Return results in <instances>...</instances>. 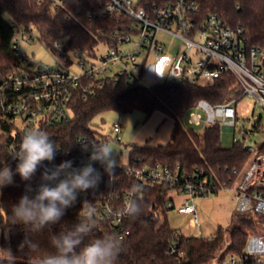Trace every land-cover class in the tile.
I'll return each instance as SVG.
<instances>
[{"label":"trees","instance_id":"1","mask_svg":"<svg viewBox=\"0 0 264 264\" xmlns=\"http://www.w3.org/2000/svg\"><path fill=\"white\" fill-rule=\"evenodd\" d=\"M109 0H63L59 8H52L51 0H0V83L8 73L18 69L22 59L12 48L16 26L34 27L39 39L55 54L67 61L68 54L75 50L93 49L101 42L116 41L115 34L129 32L134 19L125 13H114L110 17L99 14L101 7ZM172 0H144L147 7ZM200 6L201 16L216 14L232 26L244 29L246 43L264 48V0H195ZM55 42H60L57 47ZM144 72V68L140 75ZM101 79L85 77L75 88L72 100L73 116L69 121L42 124L57 147L56 157L70 161L81 154L87 145L104 142L98 137L94 118L99 114L114 111L119 114L140 110L149 119L159 111L174 122L168 142L158 144H133L129 163H161L177 168L193 181L206 180L213 194L221 189L231 188L247 169L252 150L243 141L230 147L220 142L221 126H205L202 131L183 124L187 110L199 100L215 104L228 103L242 93V88L232 73L199 84L190 80H172L147 86L137 77L109 78L99 85ZM91 84L92 90L84 91ZM237 104V103H236ZM1 119V114H0ZM257 125H255L256 127ZM20 128H14L6 121L0 126V161L11 167L14 183L0 192V248L11 249L17 257V264H26L29 249H21L26 239L40 245L41 253L52 251L49 245L51 234L70 230L78 222L82 207L77 203L66 210L57 224L46 227L40 233H31L23 225L7 223L12 205L25 194L28 186L36 189L42 182L45 170L42 162L31 181H24L15 172L18 161L9 153L18 147L22 135ZM84 140V142H82ZM264 152V145L261 148ZM4 164H0L2 168ZM124 167L117 169L116 177L130 187V177ZM103 170H101L102 172ZM107 176V175H104ZM170 189L165 185L147 184L139 198L143 212L139 218H128L130 229L123 236V251L116 264H210L227 241L222 254H242L252 234L263 228L264 216L254 211L235 210L229 227L228 238L223 227L210 236L186 235L176 231L169 223L167 211L172 201ZM81 204V203H80ZM164 220L161 222V218ZM99 221L95 238L112 233L119 236L115 227L106 220ZM87 242V238H86Z\"/></svg>","mask_w":264,"mask_h":264},{"label":"built area","instance_id":"2","mask_svg":"<svg viewBox=\"0 0 264 264\" xmlns=\"http://www.w3.org/2000/svg\"><path fill=\"white\" fill-rule=\"evenodd\" d=\"M51 1L53 9L59 8L63 2ZM114 13L127 14L134 19V24L130 26L129 32L115 34V42H101L108 45V51L100 57L97 56L100 44L93 49L73 51L80 72L67 67L52 68L28 56L21 49L20 37L26 31V38L33 40V30L16 26L12 48L15 55L22 59V64L8 73L0 83V126L4 120L24 131L40 128L42 124L69 121L74 113L72 100L75 88L82 84L83 78H99V85L109 78L120 76L133 80L139 77L136 73L140 74L143 68L144 72L152 68L150 57L157 60L156 74L165 66L174 80L205 84L228 72L236 77L242 88L241 95L228 103L215 105L199 100L193 108L202 113H191L190 122L193 124H218L224 128H234L238 104L245 96H254L257 103L264 106V48L247 44L241 26H232L216 14L202 17L200 6L195 0H172L150 7L144 0H109L99 10L102 17H110ZM160 32L184 42V47L171 60L163 54L164 43L158 38ZM134 36L137 40H134ZM125 43H134L136 48L126 50L123 47ZM55 45L59 47L61 43L55 42ZM117 65L119 69L110 70ZM88 90H92L91 84L84 87V91ZM114 130L121 131L120 123H114ZM89 155L90 152L84 154L83 151L70 160L73 167L83 166ZM44 162L45 168L62 163L56 156L53 161ZM94 166L102 170L98 163ZM120 167H124L125 175L130 177L131 186L163 184L170 189V194L174 192L182 195L180 203L176 204L172 198L168 204L176 207L181 214L191 215V224L199 231L200 214L196 199L213 194L206 180L193 181L180 174L177 168L161 163L150 164L137 160L133 164H120ZM130 187L124 186L116 176L109 185L108 177L104 176L95 191L79 194L76 203L82 207L85 200L91 202L95 217L110 222L119 237H123L130 233V229L126 226L128 217L119 213ZM232 189L236 210L254 211L264 216V152L257 155L243 179L237 181ZM263 256L264 234H252L242 254L220 253L210 264H264Z\"/></svg>","mask_w":264,"mask_h":264},{"label":"clouds","instance_id":"3","mask_svg":"<svg viewBox=\"0 0 264 264\" xmlns=\"http://www.w3.org/2000/svg\"><path fill=\"white\" fill-rule=\"evenodd\" d=\"M57 147L49 133L42 128L26 129L22 132L18 147L9 156L18 161L15 172L24 181H31L44 161L55 159ZM98 163L102 172L94 164ZM0 168V190L14 183V173L4 161ZM120 168L119 158L110 141L91 145L88 160L81 167H73L72 161H64L58 166L45 168L41 183L36 189L28 186L18 202L12 205L6 221L14 225H23L31 233H40L46 227L57 224L64 217L66 210L73 207L78 196L89 190L95 191L108 177L111 185ZM141 184H133L124 200L121 216L133 220L143 212V203L139 194ZM82 213L78 222L70 230L51 234L50 252L41 253L40 245L26 239L20 246L29 249L26 264H116L123 251L124 241L112 233L90 238L99 231V221L91 202L82 203ZM87 238V242H86ZM0 264H17V257L11 249L0 248Z\"/></svg>","mask_w":264,"mask_h":264},{"label":"rangeland","instance_id":"4","mask_svg":"<svg viewBox=\"0 0 264 264\" xmlns=\"http://www.w3.org/2000/svg\"><path fill=\"white\" fill-rule=\"evenodd\" d=\"M33 30L35 38L33 40H28L26 38V31H24V36L20 37V45L22 51H24L28 56L32 57L36 61L42 63L43 65H48L52 68H70L72 71L80 72V68L77 65V58L70 52L68 54L69 60L67 61L57 54L53 53L38 37V31L34 27H29ZM137 40V37H133ZM158 38L164 43L163 54L168 58L172 59L177 53L184 47V42L177 37L165 34L163 32L158 33ZM123 47L126 50H133L136 48L134 43H125ZM108 51V45L100 44L97 47V56H101ZM150 63L153 65L151 69L143 72L139 75L140 82L151 86L155 83L172 81V77L168 74L167 67H163L162 70L156 74L155 73V63L156 58L150 57ZM120 66L111 67V71L119 69ZM238 118L234 128H221L220 142L223 147H230L237 141H243L246 145L251 146L252 155L250 161L248 162L247 169L252 165L257 155L260 154L261 148L264 145V106L258 104L254 96H245L238 104ZM192 112H200L195 108H191L186 111L182 122L187 127H192L196 131H202L205 128L204 124H193L190 122V116ZM160 117L145 119V114L140 110H134L128 113L119 114L114 111H108L99 114L94 118V126L98 130V137L102 141H110L114 149L116 150L119 158V163L125 165L129 162V154L133 144H144L142 136H152V140L149 142H164L160 140V136L163 132H170L172 130L171 118H166L165 120L159 119ZM118 122L121 125V131L116 132L114 130V123ZM255 125H257L255 127ZM167 127H169L167 129ZM143 133V134H142ZM143 142V143H142ZM84 154L91 151V146L87 145L84 148ZM245 169L239 178L241 181L246 172ZM14 179V178H13ZM236 183L232 185L235 186ZM224 191V190H223ZM1 192V190H0ZM223 195L231 197V190H225L222 192ZM221 194V193H220ZM174 197V201L177 204L181 201L182 195L177 193L171 194ZM216 194H211L210 196L198 197L196 199L197 207L200 209V224L199 231L193 228L190 217L191 215L181 214L178 212L176 207H173L167 211V218L170 225L178 232L186 235H197V236H207L208 234H213L221 226L225 230V236L228 238L229 227L232 223L231 220L226 221V225L223 223H218L212 214L213 205L206 202L209 200L207 198H213ZM231 203V202H230ZM211 209V211H210ZM236 209H234L235 211ZM233 211V212H234ZM164 217L161 218V222ZM264 234V224L263 228L259 233ZM227 247V241L224 243L223 247L219 251L222 253ZM264 259V256H263Z\"/></svg>","mask_w":264,"mask_h":264},{"label":"crops","instance_id":"5","mask_svg":"<svg viewBox=\"0 0 264 264\" xmlns=\"http://www.w3.org/2000/svg\"><path fill=\"white\" fill-rule=\"evenodd\" d=\"M156 117H160L159 119H161V120L162 119L163 120L166 119L165 115L163 113L159 112V111L155 112L149 119L156 118ZM173 125H174V122L172 120V123H171V128L172 129H173ZM168 128L169 127H167V129ZM171 132H172V130L170 132H163V134L160 136L159 139L162 140V141H164V139H166V140L164 142H159V143L168 142L169 139H170V136H171ZM148 135H150V134H148ZM148 135L147 136H142L143 139H144L143 142L145 141L144 143L155 144V142H149V141L152 140L153 137L152 136H148ZM228 189L231 190V193H230L231 197H229L227 195H223V193H222V192H225V190H228ZM172 198L174 199L173 196H172ZM207 199H209V200H205L204 204L206 202H209V204H211V206L213 205L212 214L214 215L215 219L218 221V223H220V224L223 223L224 225H226V221L231 220V216L233 214V211H234V209H236V204H235V201H234V191H233L232 187L231 188L221 189L219 192L216 193L215 197L207 198ZM180 202H178V203H180ZM198 209H199V207H198ZM210 211H211V209H210ZM199 214H200V209H199ZM210 235H212V234H208L207 236H210Z\"/></svg>","mask_w":264,"mask_h":264},{"label":"water","instance_id":"6","mask_svg":"<svg viewBox=\"0 0 264 264\" xmlns=\"http://www.w3.org/2000/svg\"><path fill=\"white\" fill-rule=\"evenodd\" d=\"M247 147H249V145Z\"/></svg>","mask_w":264,"mask_h":264}]
</instances>
